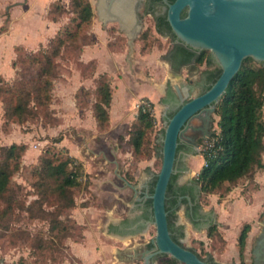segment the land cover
<instances>
[{
    "label": "rangeland",
    "instance_id": "1",
    "mask_svg": "<svg viewBox=\"0 0 264 264\" xmlns=\"http://www.w3.org/2000/svg\"><path fill=\"white\" fill-rule=\"evenodd\" d=\"M50 1L48 18L61 23L55 33L42 43L14 45L2 49L0 54V149L12 143L26 146L19 159V168L12 174V184L22 206L18 205L7 216L0 217V264H79L70 250V244L82 240L86 224H79L77 220L87 223L86 218H90L94 212L97 215L95 223L102 229L108 219H131L134 214H139L141 204L137 197L145 191L148 182L161 166V158L152 152L155 143H160L159 131L165 126L163 113L167 112V107L161 103L163 95L160 94H164L166 88L175 92L174 84L185 86L187 77L198 79L204 68V63L197 64L193 72L184 69L180 77H173L168 62L163 58L169 43L155 31L153 19L148 15L142 16V27L132 46H129L128 38L119 29L117 22L101 21L96 11L97 0H88L92 8L89 21L79 19L72 0ZM37 3L41 5L42 1L37 0ZM4 29L5 25H2L0 31ZM56 33L65 39V43L60 53L53 58L55 76L51 79V100L36 105V113L24 122L10 121L5 115V88L18 80L31 84V80L41 77V66L34 61V56L40 50L50 53L51 41ZM100 78L106 80L111 88L109 118L105 125H98L93 115L95 88ZM198 92L197 87L192 88L188 98ZM139 105L151 110L155 121L153 129L145 136L141 153L132 155V147L127 143V138ZM213 119L214 132L218 130L217 114ZM262 119L264 122V105ZM66 152L69 155L76 154L77 157L71 156L82 164L80 185L72 189L78 207L75 212L77 220L72 210L64 209L59 216L58 227L52 230L49 220L55 212L49 204L55 198L49 192L47 201L39 199V203L33 202L40 197L34 186L38 179L34 170L42 156L62 158ZM199 163L200 159L195 158L192 164L198 166ZM259 171L264 175V169ZM129 184L137 186L136 194ZM261 185L264 187V182ZM50 186H54L53 181H50ZM256 186L255 181L242 179L231 186L230 194L225 199V196L218 198L217 194L210 197L204 194L197 198L199 208H208L207 213L210 214L206 216L199 231H205L208 224L214 221L218 209L225 217L230 211V223H237L238 219L248 215V208L256 202V197L255 193H246ZM248 199L252 201L251 205L246 203ZM39 206L51 215L45 217ZM4 207V200H0V208ZM67 216L74 221L67 220ZM240 221L241 224L247 222L242 219ZM249 223L250 228L251 224L255 227V233L246 240L243 258L247 264L252 262L251 249L259 233L260 219L258 217ZM228 224L226 218L219 223L222 227ZM144 228L141 240L154 236L153 225L145 224ZM237 229L235 225L225 231L227 243L216 237L212 241L204 237L205 241H201L194 235L190 243L184 237L180 241L197 250L203 257L205 252H209L204 242L219 251H225L227 245V253H235L225 264H237L239 259L234 243L239 226ZM183 231L185 236L184 226ZM202 236H205V232ZM104 242L109 241L104 239ZM153 262L160 264L157 257ZM136 263L142 264L138 261ZM97 264L103 262L98 261Z\"/></svg>",
    "mask_w": 264,
    "mask_h": 264
},
{
    "label": "trees",
    "instance_id": "2",
    "mask_svg": "<svg viewBox=\"0 0 264 264\" xmlns=\"http://www.w3.org/2000/svg\"><path fill=\"white\" fill-rule=\"evenodd\" d=\"M167 1L169 3L173 2V0ZM72 5L81 21L90 20L92 8L88 0H72ZM184 14L185 12L182 13V15ZM156 20L158 31H160L159 23H168L166 13L157 17ZM52 39L49 54L40 50L34 56V61L40 63L39 73L43 80L40 77L31 80V84L18 80L13 85L5 88L4 93L7 95L4 99L5 115L10 121L24 122L36 113V105L46 104L51 100V79L55 76L53 58L60 53V49L65 43V39L58 33ZM207 52L209 53L208 50H202L200 56L196 59L197 64L204 63L209 66L216 64L210 53L207 56L205 55ZM220 73L221 69L218 65L208 71V84L204 87L203 92L215 82ZM95 94L93 115L98 125H105L109 118L108 108L111 103V88L103 78L99 79ZM263 105L264 65L242 63L238 79L222 108L217 113L216 125L218 130H214L211 135V137H215L214 144L210 149L201 152L206 165L200 168L197 178H193L191 184L178 186L175 183L172 186L167 201V224L171 237L175 242L185 246L180 242V239L184 237L183 225L176 224L175 214L179 204L187 203L185 196H189L191 203V206H187L185 214L192 219L198 215L199 209V205L193 204V202L197 198L199 199L201 195L217 194L218 198L226 196L231 190V186H235L242 179L253 182L255 172L264 169ZM150 106H152V103H150ZM173 113L169 116H172ZM154 121L151 110L139 105L134 122L128 131L129 138H127V143L132 147V155L141 153L145 136L153 129ZM159 133L162 134L163 129ZM157 138H159V135ZM160 148L161 143L156 142L152 152L161 158ZM25 149V144L16 143L0 149V200L5 202V207L0 208V217L7 216L13 208L20 206V201L17 199L16 190L12 184V174L19 168V159ZM34 171L38 176L34 186L40 197H37L33 202L37 204L39 199L42 202L45 199L47 201L49 192L55 198L49 204L55 212V215L49 220L50 229L54 230L60 223L59 216L63 210H72L77 206L72 189L80 185V177L83 173L82 164L80 160L67 152L62 158L61 156L48 157L44 155L39 159V164ZM50 181L54 182V186H50ZM155 181L156 174L153 175L147 184V188H145L147 194H152ZM143 195L144 192L139 194L140 197ZM180 197L181 199H179ZM142 206L141 217L151 220V199L142 200ZM38 208L42 210L45 217L51 215L49 211L43 210L41 206ZM66 218L69 221L71 219L70 216ZM126 221L124 220L123 223H126ZM249 229L250 224L244 223L237 236L236 246L238 247L239 259L237 264H247L243 255ZM205 237L210 241L215 237L220 241H224L218 225L215 223L208 225L205 230ZM188 248L199 258L208 261L210 264H217L210 252H205V257H203L194 248ZM157 260L160 264H183L165 254L158 255ZM134 264L138 263L135 262Z\"/></svg>",
    "mask_w": 264,
    "mask_h": 264
},
{
    "label": "water",
    "instance_id": "3",
    "mask_svg": "<svg viewBox=\"0 0 264 264\" xmlns=\"http://www.w3.org/2000/svg\"><path fill=\"white\" fill-rule=\"evenodd\" d=\"M135 1L97 0L96 4L101 21L117 22L129 46L141 29L136 22ZM163 1L166 21L176 38L172 45L183 48L193 57L201 50H208L221 73L206 91L190 98L186 86L173 85L180 105L172 116L163 113L165 126L159 139L161 166L153 192L149 195L145 190L142 197H137L141 205L142 200L151 199L152 219L146 224L154 226L155 234L145 243L150 248L139 253L134 251L133 259L154 264V257L165 254L183 264H210L172 239L167 224V201L182 160L195 157L212 134L213 117L238 79L242 63L264 65V0ZM184 10L185 16L181 17ZM163 58L172 74L180 77L181 70H172L169 55ZM129 186L136 194L137 186ZM186 198L190 203L189 196ZM251 257L252 264H264V229L256 236Z\"/></svg>",
    "mask_w": 264,
    "mask_h": 264
},
{
    "label": "crops",
    "instance_id": "4",
    "mask_svg": "<svg viewBox=\"0 0 264 264\" xmlns=\"http://www.w3.org/2000/svg\"><path fill=\"white\" fill-rule=\"evenodd\" d=\"M41 1V5H38L37 0H0V27L2 25H5V29L3 31H0V54L2 49L6 50L7 48H12L14 45H29L42 43L43 40H47L55 33L56 29L60 26L61 23L59 21H54L48 18V6L51 1ZM12 36L14 38L9 40ZM6 40H8V42H6ZM182 71L183 70H181L180 73ZM173 77L179 76H177L176 74L173 75ZM160 95L162 96L164 94ZM70 153L72 152L70 151ZM195 158L200 159V163L198 166H194L192 164ZM202 161V156L199 153H197L193 158L182 160V170L179 171L178 176L180 179L177 178V183L179 186L191 184V180L193 179L192 174L193 172L196 173L200 170ZM254 181L257 185L256 188L250 190L246 194L255 193L256 202L248 208V215L246 214L245 216L240 218L243 221H247L243 222V224L249 223L252 220L257 219L263 210L264 198H262V194L264 193V187H262L263 185H261V182H264V175L259 170L256 171L254 174ZM229 194H227L224 199ZM208 196L210 197L215 195L212 194ZM246 203L251 205L252 201L248 199ZM193 204H197V200L193 202ZM187 206H191V203H189L188 200L185 204H179L177 210L175 211L176 224L184 226L186 232L184 239L188 243H190L192 235H194L193 237H197L201 241H205V236H202L205 231H202L203 229L199 231V228L201 226V223L206 220V216H210V214L207 213L208 208L203 207L202 209H198V213L201 218L200 220L196 221L186 216L185 211ZM214 207L216 209V206ZM86 208L89 207H85L84 209ZM77 209L78 207L72 209L75 220H77V218L75 217V212L77 211ZM138 212L139 214H134L131 219L116 218L109 220L107 218V225L103 226L102 229L99 228V226H97L95 223L97 215L94 214V212H92L93 214L90 216V218H86L87 223L82 220L81 222L77 220L79 224H86V227L83 231L84 237L82 238V240L78 242H72L70 244V250L73 256L78 260V263L97 264L98 261H101L103 262V264H134L136 261L141 262L140 260L133 259L135 257L134 251H137L139 253V251L145 246V243L148 242L150 238H145L142 240L140 239L141 236H144V225L146 224V221L141 219V206L140 211ZM216 212L218 213L217 217L214 219V221H211L210 223H215L218 225V229L224 241H226L224 233L231 226L236 225L237 231V228L239 226L240 232L241 226L243 225L241 224L240 219L237 220V223H235L236 221L234 223H230V211L229 213H227V217L224 216L223 212H221L222 214H220L219 209L216 210ZM89 213L91 214V211ZM224 218L228 219L229 222L228 226L226 227H222L219 225V223H222V219ZM124 220H127L125 225L131 227L128 229L120 230L119 226L123 223ZM90 228L92 230H89ZM253 233H255V227L253 226V224H251V228L248 231L247 238L253 235ZM238 234L235 236H238ZM104 239H107L109 242L105 243ZM236 241L237 237L234 243L235 246ZM118 242H120L121 244H118ZM204 246H207L206 249H208V251L213 256L214 261L218 264H225L227 259L231 258L232 255L235 253L233 252V254H228L226 251L227 245L225 251H219L215 248L212 249L210 245L208 246V242H204ZM236 254H238V247L236 249Z\"/></svg>",
    "mask_w": 264,
    "mask_h": 264
},
{
    "label": "flooded vegetation",
    "instance_id": "5",
    "mask_svg": "<svg viewBox=\"0 0 264 264\" xmlns=\"http://www.w3.org/2000/svg\"><path fill=\"white\" fill-rule=\"evenodd\" d=\"M133 5H134L133 7L135 8L136 22L138 24H140V26L142 27V16L144 14L150 16L153 19L155 31L161 37H164L166 41H168L169 46H168V49L166 50L165 53L169 55V62L171 64L172 70L176 71L179 69L180 70L186 69L188 72H193L192 70L195 68V65H197L196 59L200 56L202 50L199 51L198 55L193 57V55L190 52L184 50L183 48H180V47L175 48L172 44L176 40V38H175L174 34L172 33L171 28H170L168 23L167 24L159 23L158 27H159L160 31H158V29H156V27H157L156 18L159 16H162L166 13V3L163 0H136ZM158 9H160V10H158ZM183 12H185V10L182 11V13ZM182 13H181V17H184L185 14L182 15ZM205 55L207 56V55H209V53L207 52V53H205ZM193 60L195 61L194 63L192 62ZM215 66H216V64H214L212 66L204 64V68H203L202 72L200 73L198 79L192 80L190 77L185 78V82H186L185 86L188 89V92H190L192 90V88L197 87L199 90V92L197 94L202 93L204 90V87L208 84V81H207L208 71L212 70ZM161 103L164 104L165 106H167L166 114L168 117H169V114H171L172 112H175L180 105L176 93L173 92L170 88H166L164 90V95L161 98ZM180 170H182L181 167H180ZM176 184L178 185L177 181H176ZM142 212H143V206L141 205V214H142ZM200 218L201 217L199 216V213H198V215L194 216L192 219L197 221V220H200ZM141 219L144 221L148 220V219H144L142 217H141ZM259 219H260V224H259V232H260L264 229V208L259 215ZM119 227H120V230H123V229H128L131 226H126L125 223H122ZM147 245L148 244H145V246L139 252H141L145 249H149L150 246H147ZM154 259H155V257H154ZM251 264H252V262H251Z\"/></svg>",
    "mask_w": 264,
    "mask_h": 264
},
{
    "label": "built area",
    "instance_id": "6",
    "mask_svg": "<svg viewBox=\"0 0 264 264\" xmlns=\"http://www.w3.org/2000/svg\"><path fill=\"white\" fill-rule=\"evenodd\" d=\"M213 132V131H212ZM212 135V134H211ZM211 135H210V137H208L207 138V141L205 142V144L203 145V147L200 149V151L198 152L200 155H201V152H204V151H206V150H208V149H210L212 146H213V144H214V141H215V137H211ZM202 156V155H201ZM202 164H201V167L202 166H204V165H206V161H205V159L202 157ZM199 172V171H198ZM198 172H196V173H194L193 172V178H197V176H198Z\"/></svg>",
    "mask_w": 264,
    "mask_h": 264
}]
</instances>
